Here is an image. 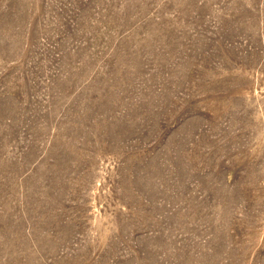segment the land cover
Listing matches in <instances>:
<instances>
[{
    "label": "rangeland",
    "instance_id": "rangeland-1",
    "mask_svg": "<svg viewBox=\"0 0 264 264\" xmlns=\"http://www.w3.org/2000/svg\"><path fill=\"white\" fill-rule=\"evenodd\" d=\"M0 264H264V0H0Z\"/></svg>",
    "mask_w": 264,
    "mask_h": 264
}]
</instances>
